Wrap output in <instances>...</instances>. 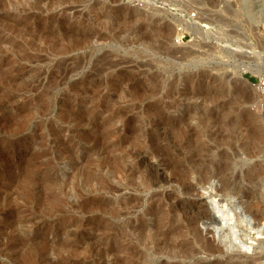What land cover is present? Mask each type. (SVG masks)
<instances>
[{
    "label": "rangeland",
    "instance_id": "1",
    "mask_svg": "<svg viewBox=\"0 0 264 264\" xmlns=\"http://www.w3.org/2000/svg\"><path fill=\"white\" fill-rule=\"evenodd\" d=\"M262 79L264 0H0V264H177L155 230L153 240L147 229L140 239L126 232L119 166L138 162L152 180L145 202L173 199L195 216L196 204L177 200L180 183L165 178L191 172L203 158L194 149L218 153L214 113L222 147L239 150L241 184L264 200V179L252 186L249 171L264 154L239 147L264 146L255 138ZM220 185L212 179L191 196L216 218L198 228L221 244L216 228L233 225L236 248L183 263L264 264V234L252 232L243 197L223 198Z\"/></svg>",
    "mask_w": 264,
    "mask_h": 264
},
{
    "label": "bare ground",
    "instance_id": "2",
    "mask_svg": "<svg viewBox=\"0 0 264 264\" xmlns=\"http://www.w3.org/2000/svg\"><path fill=\"white\" fill-rule=\"evenodd\" d=\"M248 69H249L248 65H245L242 70L248 71ZM212 115L211 117L209 116V118L207 117L205 118H207V122L211 128L210 133L215 139L216 147L217 148L221 147V149L218 151V153H216L212 145H207V147H202L200 149L192 150L191 154H193V158L195 156H200V155L203 158L201 160H197V161L195 160L196 162L192 160V162L194 163H193L191 172H189L187 175H184L183 178L179 177L178 175H177L178 177L177 176L175 177L174 175L176 173L174 175H171L170 177L166 175V178H165L167 180L166 182H171V183L179 182L180 183L178 184L179 185L178 188L175 187L176 190H178L177 192H179L180 194V195L178 194L179 196H176L178 197L177 200L185 201L189 203L192 202L196 204V209L194 210H197V212L195 211L196 212L194 214L195 216H192L191 218L189 217L187 218L184 215H182V213L181 214L178 213L177 207L171 203L173 199L171 201L168 198V200L170 201L168 202L167 199L163 200V198L157 197L156 195L152 194L148 198V201L145 202V200H143V197H141V194L150 193V191L152 190L154 186L153 183L151 182L152 180L150 181V178H148L149 176H147L143 172L144 170L142 171L140 169L141 167L140 168L138 167V162H136L133 165V162H134L133 161L131 162L132 164L129 165V161H128V164H126L127 161L125 162L123 161L121 165L119 166V173H120L122 181L120 182V186L116 188V190L118 192L120 191L121 193L128 190L129 193L126 194L125 192L124 196H122L119 209L116 211V213L118 216L122 215V217L129 216L128 220L124 221V225L126 224L125 226L126 232L129 235H135L140 239V236L146 233L145 232L146 229L149 232L147 234H150V235L152 234L151 231L155 230L154 231L155 233L153 234L158 237L157 240H160V241L164 240V242H166L165 247L166 249L169 250V253H171L170 255H172L173 257L177 259L178 258L180 259V261L177 264H185L183 263L184 261H186L189 257L198 255V253L200 254L205 253L209 257L212 258V257L225 254L226 252V250L224 251L225 248L227 249V251L230 249L234 250V247L236 248L235 240L238 238V235L233 225L228 226L230 228H223L222 225H219V227L216 228L218 230V233H220V235L222 236L221 237L222 239L220 238L221 239L220 242L223 246H221L220 243L216 244L212 239H210L207 236H204L203 233L200 231V228H198L199 222L203 223L209 220L215 222L216 218H213L211 216V212L209 208L206 207L207 210H205V208L203 210L202 209L203 207H201L200 202L198 200H195L194 198H191V196L195 195L194 191L197 189V186L204 185L210 182L212 179H217L221 183L219 188H217V192L218 194H221L223 198L225 197L227 198L233 195H238V196L243 197V201H242L243 203L241 206L244 208L245 213L250 214L251 216H253V219H254L253 225L251 224L252 227L250 226L251 229L253 230L251 231L256 232L257 234H264V230L262 229V227L264 226V200H256L253 197L251 198L250 192L248 190V185L244 186V184L243 185L241 184V181L239 179L240 173L238 172L235 173V167H236V162H237L235 161V156L237 153H239V150L238 148H235L233 144H229L228 142L226 143V148L222 147L224 144L223 138L225 137L223 125L221 121H218V118L216 117L214 118V116ZM262 121L264 122L263 116H262ZM248 125L242 128V131L244 132V134H246V138L249 137L248 134H251V131L248 128ZM257 134L258 136H255V138H257V141H259L260 143L264 142L263 131L262 132L260 131ZM253 139L254 137L252 138V140ZM254 142L256 141L254 140ZM259 142H257V144ZM252 146L250 147L249 145L248 147V144L244 142L239 147H240V151L241 150L244 151L245 154H247L251 158L260 156V154H264V146L262 147L261 145L255 146L253 145V143H252ZM137 152H138V149L136 153ZM125 155L126 154L122 155V158L123 157L126 158ZM129 156L131 155L129 154ZM130 160L132 161V159ZM133 160H135V158H133ZM249 171H254L256 174V177L253 180H250V184L252 186H255L259 182L260 183L262 182V180L264 179V164L263 163L257 162L252 168L249 169ZM109 189L112 190V188H109ZM167 194L168 193L166 192V195ZM170 206H172V209L170 208ZM229 214L230 215H227V217H229V220H230L233 217L231 218L232 213H229ZM239 216H240L239 218L240 223H244L245 221L248 222L247 219L245 220L246 217L243 213H241V215ZM148 217H152V221L151 219H148ZM166 226H168V229L165 228ZM164 228L167 230L163 231ZM152 235H151V239H152ZM145 236H144V239H145ZM146 237H150V236H146ZM153 239H154V236H153ZM163 244L165 243H162V246ZM158 251L157 253H159ZM226 259L225 261L215 260L214 263H211V264H257L256 262L258 261V260H253V261L243 260L242 258H241L242 260H240V258L236 259V257L234 258V256L232 257L228 256V259L227 260ZM259 259L263 260L264 255L261 256ZM166 264H174V263H166ZM199 264H207V263H199Z\"/></svg>",
    "mask_w": 264,
    "mask_h": 264
},
{
    "label": "built area",
    "instance_id": "3",
    "mask_svg": "<svg viewBox=\"0 0 264 264\" xmlns=\"http://www.w3.org/2000/svg\"><path fill=\"white\" fill-rule=\"evenodd\" d=\"M262 87L264 88V79L261 81Z\"/></svg>",
    "mask_w": 264,
    "mask_h": 264
},
{
    "label": "trees",
    "instance_id": "4",
    "mask_svg": "<svg viewBox=\"0 0 264 264\" xmlns=\"http://www.w3.org/2000/svg\"><path fill=\"white\" fill-rule=\"evenodd\" d=\"M252 80L255 82L256 81V79H254V78H252Z\"/></svg>",
    "mask_w": 264,
    "mask_h": 264
}]
</instances>
